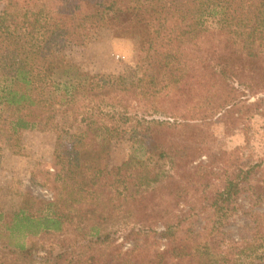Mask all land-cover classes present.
Instances as JSON below:
<instances>
[{
  "label": "trees",
  "instance_id": "1",
  "mask_svg": "<svg viewBox=\"0 0 264 264\" xmlns=\"http://www.w3.org/2000/svg\"><path fill=\"white\" fill-rule=\"evenodd\" d=\"M103 30L143 55L134 91L95 88L56 51ZM254 114L264 0H3L0 131L62 116L78 142L55 145L51 200L24 192L6 223L0 210V264H264V157L244 159ZM120 119L140 131L112 168ZM217 123L245 146L214 143Z\"/></svg>",
  "mask_w": 264,
  "mask_h": 264
},
{
  "label": "rangeland",
  "instance_id": "2",
  "mask_svg": "<svg viewBox=\"0 0 264 264\" xmlns=\"http://www.w3.org/2000/svg\"><path fill=\"white\" fill-rule=\"evenodd\" d=\"M2 7L3 0H0V12ZM56 51L80 71L86 73L92 86L116 93L134 91L144 66V57L132 41L117 38L107 30L94 35L84 47L60 43ZM251 102L254 100L251 99ZM106 107L103 106V109ZM119 122L123 137L114 142L110 149L108 165L112 168L127 159L129 139L134 132L140 131L139 128L128 124L123 119ZM223 128L220 123L212 127L211 134L214 143H221L226 150L245 146V136L240 129L226 136ZM249 128L250 141L244 157L247 162L264 157V120L254 114L250 119ZM57 141L61 143V148L66 153L72 152L77 147L76 135L69 128L67 119L62 116L53 122L39 124L15 136L8 131H0L2 223H6L11 213L17 209L20 196L24 192L47 201L51 200L53 194L46 177L52 180L51 175L55 173L53 152ZM241 204L247 206L248 201L242 199ZM259 210L264 212V205ZM6 240L3 236L0 242L5 244ZM37 240L38 238H26L24 241L30 245Z\"/></svg>",
  "mask_w": 264,
  "mask_h": 264
}]
</instances>
